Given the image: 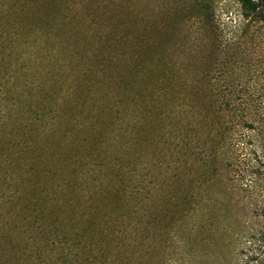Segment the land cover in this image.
Wrapping results in <instances>:
<instances>
[{"label":"rangeland","instance_id":"obj_1","mask_svg":"<svg viewBox=\"0 0 264 264\" xmlns=\"http://www.w3.org/2000/svg\"><path fill=\"white\" fill-rule=\"evenodd\" d=\"M103 1L107 18H90V6L79 21L83 0L57 12L0 0V153L10 157L0 159V264H264V134L218 109L264 103V23L245 20L238 0ZM158 54L169 85L138 79L136 56ZM49 99L96 137L92 149L64 139L41 168V205L71 209L50 222L47 208L16 201L28 165H14L23 158L9 118L19 102Z\"/></svg>","mask_w":264,"mask_h":264},{"label":"trees","instance_id":"obj_2","mask_svg":"<svg viewBox=\"0 0 264 264\" xmlns=\"http://www.w3.org/2000/svg\"><path fill=\"white\" fill-rule=\"evenodd\" d=\"M28 3L31 8L35 9L38 12L40 10L44 11H58V9L64 3V0H22ZM81 1V0H79ZM84 3L78 4L74 9L76 12V18L79 21H84L86 11H90L91 7L94 6V11L90 14V18L94 20L96 16H103L107 18V9L104 6L103 0H83ZM242 17L245 20L253 19L257 22L264 23V0H238ZM3 12H5L3 10ZM2 12V13H3ZM83 12L84 15L81 17L80 13ZM4 14V13H3ZM109 15L112 16V20L114 22V18L120 19V14L116 11L113 12V15L109 12ZM81 17V18H80ZM109 18V17H108ZM116 23V22H114ZM10 24V23H9ZM117 24V23H116ZM3 25V23H0ZM6 26V25H5ZM3 27V31L6 32V28ZM72 28H69L71 31ZM163 30V28L161 29ZM100 46L107 45V37L106 30L103 26L99 28L96 33ZM3 36V34H2ZM18 36V34H17ZM10 40V39H9ZM142 56V55H141ZM136 58H141V63L139 64L142 68L139 69L140 73L138 74V79H141L143 82L154 81V85L158 86L156 82L162 85H169L173 81L174 73H170V69L167 71H157L156 67H161L162 65L167 66L169 62L163 55H152V57H140L136 56ZM49 61V59H48ZM171 65V64H170ZM155 69V70H154ZM153 84V83H152ZM66 89V88H65ZM50 90V88H42L40 93L43 97H46V92ZM58 94H62L63 96L71 97L80 95V92H76V90L68 89L63 91L62 89H57ZM187 96H190L186 92ZM198 94H196L197 96ZM50 103H38L37 106H28L26 103L19 102V105L12 108V112L10 113V122L12 127L14 128L15 134L19 136V148L13 151L17 154L19 159L22 160L15 162L14 165H28V170L26 171L27 176H23V170L21 169L18 173V179H15L17 185L22 188V193L19 197L16 198V201L22 203V208L24 212H31V208L38 210L34 205H36L40 210L44 211L47 208V214L45 216L49 222L52 221V216L60 213V210H71L69 208L68 201H57L54 204H49L45 201L43 202L46 206L44 208L42 203V195L43 188L40 186L44 183L45 179V171H41L43 166L50 165L52 163V159L55 158L56 155H59L61 152V143L64 139L67 140L69 146L78 147L81 143L86 144L85 148L92 149L95 146L96 137L88 136L87 131L84 128V125L80 127V124L75 123V118L72 113L71 106H66L67 103H61L56 100L49 99ZM70 105H72V101H70ZM78 102V101H77ZM75 104V103H73ZM78 105H82L88 112H95L90 105H86L85 103H77ZM211 106V105H208ZM218 109H227L232 115L234 121L248 124V126L252 129L253 132H257L258 134H264V103L261 102H249L243 101L238 103L226 102L223 105H218ZM35 108V109H33ZM201 110H206V106L200 104L198 106ZM99 120V118H98ZM102 122L99 120V126L101 127ZM251 131V132H252ZM75 134L76 137H69L70 133ZM262 134V135H263ZM68 148V147H67ZM64 150V157L70 158L72 155H75L72 149L68 148ZM14 157V154L11 155ZM16 157V158H17ZM10 158L7 149H4L2 154L0 153V159L6 160ZM9 160V159H8ZM9 163V161H8ZM32 168V169H31ZM118 185H114L112 190L109 189L108 194L107 188L104 189L105 192H101L103 197L111 198L112 194H116L115 188ZM47 188V185H45ZM103 190V189H102ZM114 191V192H113ZM103 197L97 195L93 198V201L100 202ZM45 198V197H44ZM68 199V198H67ZM66 199V200H67ZM14 201L12 204L16 203ZM11 204V205H12ZM18 204V203H17Z\"/></svg>","mask_w":264,"mask_h":264}]
</instances>
